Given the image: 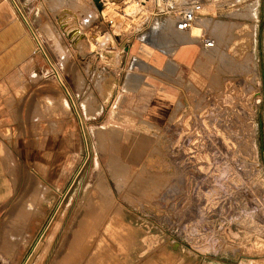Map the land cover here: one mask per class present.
Here are the masks:
<instances>
[{
    "label": "rangeland",
    "instance_id": "rangeland-1",
    "mask_svg": "<svg viewBox=\"0 0 264 264\" xmlns=\"http://www.w3.org/2000/svg\"><path fill=\"white\" fill-rule=\"evenodd\" d=\"M11 1L35 43L45 45L47 65L13 83L23 111L13 113L15 127L9 129L15 193L0 211V264H57L89 197L98 203L78 233L75 264H180L176 244L186 245L187 234L189 248L203 256L198 264H264V0L210 3L194 22L195 33L178 32L170 19L161 37L151 35L153 22L137 34L157 46L174 34L204 32L215 40L205 50L209 84L201 90L186 81L187 104H179L161 128L127 115L118 92L108 99L111 77L95 71L91 60L74 58L55 17L68 7L78 12L86 34L78 51L98 52L95 63L118 72L123 50L116 38L150 22L152 0L143 6L138 0H107L103 19L91 0ZM19 41L27 44L24 36ZM52 44L65 57H56ZM77 121L82 127L71 136ZM67 138L73 148L63 145ZM95 183L100 189H87ZM158 233L172 236L171 248L162 253L153 251L160 239L151 235ZM99 239L114 253L105 251L97 262L92 255L102 250Z\"/></svg>",
    "mask_w": 264,
    "mask_h": 264
},
{
    "label": "crops",
    "instance_id": "crops-1",
    "mask_svg": "<svg viewBox=\"0 0 264 264\" xmlns=\"http://www.w3.org/2000/svg\"><path fill=\"white\" fill-rule=\"evenodd\" d=\"M106 1L107 0L101 1V10H99L92 1L93 7L102 19L103 11L105 10V6L107 4ZM124 1L125 0H109V3L115 2L118 4ZM114 9L116 12H120L119 8ZM59 14H61V10L55 15V17L59 16ZM74 14L77 15V13ZM203 15H206V12L202 11L198 17L202 18ZM168 20L170 19L165 18L155 23L162 26ZM149 21L150 22H148V24L144 23L139 29H135L130 36L123 39H119V37L116 38L123 50L120 69L118 72L110 71L108 70L109 68L106 69L103 64L95 63V58H93V56H99L100 58L98 52L87 50L86 56H83L78 51L82 48V46H84L83 42H85L86 38L84 26H81L84 33L83 38L80 40L81 42L79 41L77 44H72L66 38V35L63 36L69 45L71 54L74 55L75 59H89L92 61V66H95V71L97 68L106 70L107 75L111 77V87L108 86L109 93H107L109 100L112 96H116L115 93L118 92L117 98L120 95L119 105L127 115L136 120L141 119L155 128H161L167 125L170 119L173 118V113L176 108H178L179 104L181 107L187 104V99L185 98L187 93L185 88L186 81H190L195 87L201 90L209 84L210 80L204 73L206 67L210 64L205 56V50H209L212 47H205L198 41L183 42L182 39L184 38V40H186L187 37L179 36L177 34L175 36L180 37L181 40L175 38L174 35H171L169 38H164V40H162L163 42H161L159 46H157V44L154 45L150 42H145L144 39L139 37L137 34H142L150 30L149 26L153 21ZM108 23L106 21V24ZM95 27H100V25L95 24ZM190 35L195 36L192 34ZM20 36H24L25 39H27V44H19L18 39ZM188 39L189 36L187 40ZM192 39L195 38L193 37ZM0 40L1 211L9 207V200L15 193V184L12 179V173H9V129L11 130L15 127L13 124V113L23 111V106H20L18 102H15L14 100L16 97L21 96V94L15 89L13 83L14 80L21 77H29L30 73H40L47 65V54L45 45L37 42L35 43V40L32 38L25 24L20 19L18 11L11 0H0ZM52 45L53 50L56 53V57H65L62 53H60V47L56 44ZM87 48L88 47L85 49ZM100 87L102 89L101 85ZM73 94L77 96L75 89L73 90ZM116 113L117 112L115 110H112L111 117H115ZM81 123L82 122L77 121L76 125L74 124L73 129L69 131L71 136L76 137L78 135V130L82 127ZM79 137L80 143H84V141L81 140L80 133ZM142 144H144V142ZM120 163L126 170H128L129 165L127 162L120 161ZM159 220L160 219H156V221ZM186 237L187 240L184 239L186 241V245L183 244V241H181L180 245L176 244L177 250L181 254L180 264H198L203 256L200 255L201 252H198V249L191 250L189 248V246L192 245L189 243L190 235L187 234ZM194 237L195 238L193 239L197 240V236ZM171 238L172 236L160 238L159 242L154 246L153 251H160L162 253V251H165L167 248L170 249L171 244L173 243L172 241H169ZM101 240L99 239V242L102 246L100 247L99 245V248L102 249V252H109L110 250L104 245L105 243L102 244L104 240ZM197 247L198 246H196V248ZM103 248L105 251H103ZM80 250L81 247L77 256L80 254ZM97 251L100 250L96 248L95 252L97 253ZM93 255L92 259H95V253ZM77 256L75 258H77ZM75 258L72 264L75 263ZM90 261L91 260H89V262Z\"/></svg>",
    "mask_w": 264,
    "mask_h": 264
},
{
    "label": "bare ground",
    "instance_id": "bare-ground-1",
    "mask_svg": "<svg viewBox=\"0 0 264 264\" xmlns=\"http://www.w3.org/2000/svg\"><path fill=\"white\" fill-rule=\"evenodd\" d=\"M69 1V0H68ZM150 0H143L142 2H144V3H148ZM79 3V2H78ZM128 3V2H127ZM80 5V4H79ZM78 7V6H77ZM87 8V7H86ZM64 10V11H63ZM62 11H61V14H59V16H57V23L59 24V26H60V28L62 29V31H63V33H64V35H67L68 34V39H69V42H71L72 44H77V42H79L80 40H82V38H83V35H84V33H83V31H82V28H81V24H80V22L78 21V18L79 17H77V15L76 14H74L72 11H70L69 10V7L68 8H65V9H63ZM90 10V9H89ZM87 11V13H89V12H91V11ZM140 12V11H139ZM78 13V12H77ZM86 13V14H87ZM83 14V13H82ZM234 14V13H233ZM85 15V14H84ZM90 15V13L88 14V16ZM91 16V15H90ZM82 17H84V16H82ZM89 18V17H88ZM83 19V18H82ZM222 22V21H221ZM198 23H199V21H198ZM200 23H202V22H200ZM230 23V22H229ZM236 23V22H235ZM221 24V23H220ZM233 24V23H232ZM156 25V26H155ZM155 27H153L152 28V36L153 35H156V34H158L159 36L160 35H162L161 34V32L162 33H164V32H168V30L170 29L167 25H163V26H159V25H157L156 23H155ZM194 24L192 25V27H191V29L189 30V31H191L193 28H194ZM196 26H198V25H196ZM200 26V25H199ZM201 26H203L202 24H201ZM200 26V27H201ZM222 26V25H221ZM171 27V26H170ZM223 27V26H222ZM221 27V28H222ZM196 28V27H195ZM195 28H194V32L193 33H195ZM199 28V27H198ZM197 28V29H198ZM51 29H53V28H51ZM175 29V28H174ZM197 29H196V33L199 31V32H201L200 31V29H198V31H197ZM202 29V28H201ZM204 29V28H203ZM204 31H205V29H204ZM223 31H224V29H223ZM53 33V32H52ZM146 33V32H145ZM160 33V34H159ZM192 33V32H191ZM202 33V32H201ZM221 33V32H220ZM7 34V33H6ZM5 34V35H6ZM55 34V33H54ZM172 34V33H171ZM181 34V33H180ZM200 34V33H199ZM225 34V33H224ZM223 34V35H224ZM51 35V37L53 38V36H52V34H50ZM144 35V34H143ZM148 35V34H147ZM150 35V34H149ZM168 35H169V33H168ZM167 35V36H168ZM86 36V35H85ZM124 36V35H123ZM170 36V35H169ZM174 36H175V34H174ZM179 36H181V35H179ZM187 36V35H186ZM189 36H191V35H189ZM198 36V35H197ZM197 36H191V38H195L194 40H196V37ZM210 36H212V35H210ZM8 37V36H7ZM48 37H50V36H48ZM149 37V36H148ZM155 36H153V38H154ZM158 37V36H157ZM161 37V36H160ZM171 37V36H170ZM12 38V37H11ZM56 38V37H55ZM150 38V37H149ZM175 38H178V39H180L181 40V38L180 37H176L175 36ZM188 38V37H187ZM187 38H186V40H187ZM13 39V38H12ZM59 39V38H58ZM101 39V38H100ZM103 39V38H102ZM190 39V38H189ZM7 40H8V38H7ZM19 40V39H18ZM147 41H149L148 39H146ZM152 40V39H151ZM162 40H164V39H162ZM172 40V39H171ZM183 40V42L185 41L184 40V38L182 39ZM191 40H193V39H190V41ZM1 41V40H0ZM57 41V40H56ZM178 41V40H177ZM197 41V40H196ZM8 42V41H7ZM20 42V41H19ZM53 42V41H52ZM81 42V41H80ZM102 42H104V40H102ZM150 42V41H149ZM148 42V43H149ZM160 42V41H159ZM163 42V41H162ZM165 42V41H164ZM168 42V41H167ZM180 42V41H179ZM186 42V41H185ZM225 42V41H224ZM169 43V42H168ZM171 43H172V41H171ZM5 44V43H4ZM160 44V43H159ZM166 44V43H165ZM218 45V44H217ZM83 47V46H82ZM239 48V47H238ZM242 50V47H240V50L239 51H241ZM213 51V50H212ZM211 54V53H210ZM219 56V55H218ZM251 69H252V66H251ZM250 69V70H251ZM11 71V70H10ZM252 71V70H251ZM250 71V72H251ZM253 74H256V71L254 70L253 72H252ZM253 76V75H252ZM256 76V75H255ZM99 79V78H98ZM253 79V78H252ZM255 80V79H254ZM252 82V81H251ZM252 85V84H251ZM249 91V90H248ZM257 91V90H256ZM241 98V97H240ZM255 99L258 101V100H260V96L259 95H257L256 97H255ZM38 102V101H37ZM36 102V103H37ZM55 102V101H54ZM26 107V106H25ZM34 107V106H33ZM38 108V107H37ZM16 109V108H15ZM33 110H34V108H33ZM49 111V110H48ZM92 111V110H91ZM16 113V112H15ZM33 114V113H32ZM32 116V115H31ZM32 118V117H31ZM31 120V119H30ZM33 124H31V126H32ZM63 145H66V146H68V147H71V148H73L74 147V143H73V141L71 140V139H63ZM74 153V152H73ZM72 153V154H73ZM71 158V157H70ZM74 160V159H73ZM42 165V164H41ZM58 169H59V174L60 175H63L64 173H65V170L64 169H62V167H61V165L60 164H58ZM46 168H47V166H46ZM47 172V171H46ZM58 174V175H59ZM59 177V176H58ZM62 177V176H61ZM60 177V178H61ZM61 182V181H60ZM59 186V185H58ZM51 187L53 188V189H56L57 188V186H54V185H51ZM94 188V189H97V188H99L98 186H97V184L95 183L93 186H88L87 187V189H92V188ZM45 189H46V187H45ZM86 189V188H85ZM86 189V190H87ZM100 189V188H99ZM98 189V190H99ZM47 190V189H46ZM86 190H84V192L86 191ZM91 191V190H90ZM41 192V191H40ZM88 192H89V190H88ZM87 192V193H88ZM95 192V191H94ZM96 193H98V192H96ZM38 194V193H37ZM90 194V193H89ZM88 194V195H89ZM88 195L86 196V197H88ZM102 195V194H101ZM104 195H106V196H108V195H110V193L107 195V194H104ZM103 195V196H104ZM90 196V195H89ZM31 198H34V197H31ZM43 198V197H42ZM90 198V199H89ZM88 199L89 200H91L88 204H87V208H86V210H85V213L83 214V217L81 218V220L79 221V225H78V228L76 229L75 228V230H73L74 231V233H73V237H72V240H71V242L69 243V247L67 248V252L65 253V254H63V256H62V258L60 259V260H58V264H72V262H74L73 260H74V258L77 256V254H78V252H79V249H80V244H79V242H81V241H79V239H81V238H79V236H78V233L79 234H81L80 233V231L82 230V228H83V226L87 223L88 224V222H89V219L92 217V214L94 213L93 211L91 212V208L94 206V204L96 205L98 202H96L95 200H94V198L93 197H89ZM95 198H97V197H95ZM35 201V200H34ZM85 201H86V199H85ZM100 201H101V199H100ZM103 202H105V201H103ZM106 203V202H105ZM32 204V203H31ZM83 204H84V202H83ZM85 205H86V203H85ZM104 206V205H103ZM106 206V205H105ZM104 206V207H105ZM32 207V206H31ZM100 207V206H99ZM96 208V207H95ZM93 210V209H92ZM115 210V209H114ZM117 210V209H116ZM95 211V210H94ZM111 211V210H110ZM36 212V211H35ZM25 214V213H24ZM27 214V213H26ZM97 214V213H96ZM100 214V213H99ZM80 219V218H79ZM91 220V219H90ZM93 220V219H92ZM92 222V221H91ZM100 224V223H99ZM115 224V223H114ZM119 224V223H118ZM117 225V224H116ZM87 227V226H86ZM112 227V226H111ZM85 228V227H84ZM83 228V229H84ZM96 229V228H95ZM101 230V229H100ZM72 231V232H73ZM88 231V230H87ZM115 231V230H114ZM83 232V231H82ZM84 233H86V232H84ZM89 234V233H88ZM106 234V233H105ZM113 234V233H112ZM82 236V235H81ZM86 236V235H85ZM124 237V236H123ZM18 238H19V235H18ZM79 238V239H78ZM20 239V238H19ZM85 240H87V239H85ZM101 240V239H100ZM9 241H11V240H9ZM79 241V242H78ZM83 241V240H82ZM102 241V240H101ZM93 243V242H92ZM104 242H102V244H103ZM118 243V242H117ZM121 243V242H120ZM119 243V244H120ZM11 244V243H10ZM82 244V243H81ZM113 244H114V242H113ZM131 244V243H130ZM14 245V244H13ZM68 245V244H67ZM83 245V244H82ZM90 245V244H89ZM99 245H100V242H99ZM105 245V244H104ZM94 246V245H93ZM102 245H100V247H101ZM106 246V245H105ZM84 247V246H83ZM11 248H12V246H11ZM14 249V248H13ZM13 249H11V250H13ZM93 250V249H92ZM107 250V249H106ZM110 250V249H109ZM9 251H10V249H9ZM14 251V250H13ZM12 251V252H13ZM82 251H84V250H82ZM103 251H105L104 250V248H103ZM11 252V251H10ZM15 252V251H14ZM81 252V251H80ZM111 251H109V253H107L108 255H111L112 253H114V252H112L111 254ZM106 253L105 252H102L101 250L100 251H97V253H95V260H97L98 259V257H106V256H104ZM87 255H89V254H87ZM79 256V255H78ZM86 256V255H85ZM91 256V255H90ZM94 256V255H93ZM115 256V255H114ZM99 258V259H100ZM86 259H87V257H86ZM139 259V258H138ZM85 260V259H84ZM108 260H111V259H108ZM77 261V260H76ZM84 262V261H83ZM91 262V261H90ZM90 262H88V263H90ZM97 262H99V260H97ZM96 261H95V263H97ZM119 262V261H118ZM101 263V262H100ZM99 263V264H100ZM75 264V263H74ZM102 264V263H101ZM109 264H110V262H109ZM116 264V263H115Z\"/></svg>",
    "mask_w": 264,
    "mask_h": 264
},
{
    "label": "built area",
    "instance_id": "built-area-1",
    "mask_svg": "<svg viewBox=\"0 0 264 264\" xmlns=\"http://www.w3.org/2000/svg\"><path fill=\"white\" fill-rule=\"evenodd\" d=\"M217 0H152V6L149 11L150 20L153 23L165 18L174 20V27L178 32H188L204 7ZM140 4L146 3L138 0ZM109 23H111L109 21ZM197 41L205 47H213L214 38L200 33ZM171 229V228H170ZM169 229V231H171Z\"/></svg>",
    "mask_w": 264,
    "mask_h": 264
},
{
    "label": "water",
    "instance_id": "water-1",
    "mask_svg": "<svg viewBox=\"0 0 264 264\" xmlns=\"http://www.w3.org/2000/svg\"><path fill=\"white\" fill-rule=\"evenodd\" d=\"M94 3H95V5H96V7L99 9V10H101V1L102 0H92ZM66 38L68 39V34L66 35ZM69 40V39H68ZM151 236H153L154 237V240L156 241H158L160 238H161V234H153V235H151Z\"/></svg>",
    "mask_w": 264,
    "mask_h": 264
}]
</instances>
